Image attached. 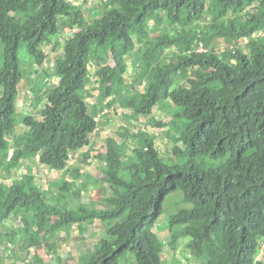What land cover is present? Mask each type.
<instances>
[{
    "label": "trees",
    "instance_id": "1",
    "mask_svg": "<svg viewBox=\"0 0 264 264\" xmlns=\"http://www.w3.org/2000/svg\"><path fill=\"white\" fill-rule=\"evenodd\" d=\"M84 1L0 0V239L34 249L33 264H45L44 237L68 227L84 233L98 220L104 235L76 264H164L156 226L165 199L180 191L191 206L168 216L169 248H185L202 264H264L257 258L264 240V0H104L92 18ZM164 21L174 33L161 28L148 40V27ZM47 44L63 47L50 59L51 73L33 80L39 116L18 115L19 49L42 68ZM200 44L206 51H196ZM134 52L143 58L136 77L143 89L126 93ZM92 70L99 82L90 89L110 98L105 105L86 99ZM49 76L57 83L39 91L38 80ZM114 99L128 125L148 117L172 140V156L161 157L155 136L127 128L124 140L111 135L92 155L98 115ZM160 106L168 113L162 119L152 115ZM77 152L103 164L95 185L105 183L108 195L100 205L73 204L93 187L87 181L36 183L39 168L77 177L70 162ZM18 167L26 171L17 174ZM12 218L20 223L7 227ZM49 241L59 260V243Z\"/></svg>",
    "mask_w": 264,
    "mask_h": 264
},
{
    "label": "rangeland",
    "instance_id": "2",
    "mask_svg": "<svg viewBox=\"0 0 264 264\" xmlns=\"http://www.w3.org/2000/svg\"><path fill=\"white\" fill-rule=\"evenodd\" d=\"M76 3L82 2V0H71ZM85 6L88 9V12H85V16L87 17H93L94 15L98 14V11H102L103 5H104V0H86L84 1ZM154 28L151 33L150 37L148 40L151 38L155 37L158 35V33L161 31V28H166L168 29L171 33H174L172 28L168 26V22L164 21L162 25H158L156 22L152 23L149 27ZM69 34V32H66L65 36L61 37V41L63 37H66ZM149 42V41H146ZM244 45L246 44L247 40L245 39ZM62 47L63 45L60 44L58 45L54 50H52L51 45L47 44L46 46L43 47L46 53H48V59L45 63V65L42 68H38L37 65H35L34 60H32V57L28 54L25 48H20L19 49V60L21 62L22 66V72L23 76L20 81V92L18 96V101L20 98H22L24 95L26 96L25 98L27 101L23 102V104H17V112L18 115L22 114H34V116L38 117L39 116V108L37 110H34L35 108L32 107V103L29 101L31 100L32 96V91L31 87L35 86V82L37 81V78H39V73L41 72L44 76L47 75L48 73H51V63L52 61L50 59H54L55 57H59L62 55ZM223 48V44L219 46ZM171 51V50H170ZM0 57H1V47H0ZM133 59H128V71L124 73V83L121 86V91L122 92H134L136 90H142L143 85H139L136 82V77L138 75V71L141 69L143 66V58L140 57L138 53H133L131 55ZM50 60V61H49ZM195 72V69H192L188 74L182 76L179 80L183 81L190 77V75H193ZM50 78L45 82L42 79L38 80L37 84V89L39 91H43L44 88L48 87L49 85H55L57 83V79L54 77L49 76ZM33 80L35 82L33 83ZM99 79L96 77L95 71L92 70L91 75L89 78H87V87H88V92L86 94V99L89 101V103H101L103 105L106 104L107 101H109L110 98H102L98 95V89L95 91L91 90L90 88H96L98 85ZM33 83V84H32ZM36 88V86H35ZM17 101V103H18ZM112 107H107L105 106L106 112L99 114L101 117L100 119V124L101 128L97 129L96 133L94 136H92L91 141H90V146L93 148V152L91 153L92 155H95L94 153V148L103 151L105 149V142L106 139L114 135L119 142L124 140L122 138V129L127 128L130 131H136L137 129L144 130L147 134H151L157 138L159 141V146L158 150L160 152V155L163 159H166L167 157L172 156V148L174 145V142L172 140H169L165 137H163L161 134H159L157 129H153V127L148 124V117H139L137 119H133L132 125L127 124V120L124 116H122V110L117 103V100L114 99L111 101ZM164 108L166 106L164 105ZM167 109V108H166ZM155 110L153 111L152 115L154 117H161L159 119H162L168 115L162 109V106L160 107H155ZM151 115V116H152ZM150 117V116H149ZM22 124H19L21 126ZM126 143L131 144L132 140L129 138L126 140ZM179 146L180 143H178ZM89 147V146H88ZM86 148V147H85ZM81 152V151H80ZM80 152H77L74 156L75 158H70V162L72 165L79 167L80 172L77 174V177L71 178L69 173L67 172H62L61 170L55 171V170H50L49 172L45 171L42 168H39L37 170L36 174V183L40 185L42 188L47 189L51 186L49 184L51 182L58 181L60 178L65 176V178L70 182L76 180L77 183H81L83 181H87L90 186L86 191L81 193L80 199H74L72 202L74 205H79L82 204L84 206H93V205H100L101 204V198L103 196H107L108 194V189L105 183H96V180H100L103 178V174L101 171V168H103V164L100 163V160L98 158L91 156L90 155V160L89 161H83L82 159V154ZM91 162V163H88ZM25 168L18 167L16 172L17 174H21L22 172H25ZM33 171V170H32ZM3 178L0 176V181H2ZM95 185V186H94ZM54 190V191H53ZM52 191L54 193L55 189L52 187ZM191 204L185 203L182 201V193L180 191H175L172 192L166 199L163 204V212L160 215L159 222L166 228V223H167V218L170 214H173L177 212L181 208L189 207ZM20 223V219L18 218H12L8 219L5 222V225L7 227L9 226H14L18 225ZM73 226V225H72ZM75 226V225H74ZM84 233H80L78 229H75V227H68V228H63L59 229L56 233L53 239H44V243L42 244L45 248L44 253H42V259L45 264H76V256L80 252H85L89 251L93 248L94 242L100 238L103 233V228L101 223L96 220L93 225H89ZM156 229L158 234L160 235V239L163 243V253H162V259L164 261V264H172L173 262L178 263V264H202L203 259L198 258L195 256H192L189 254V251L186 250L185 248L178 247L176 249L169 248L170 245L167 244L166 242L167 235L168 233L166 232V229L164 228H159V226H156ZM3 231V228L0 227V232ZM2 236L0 235V238ZM0 242V259L4 264H33L32 257L34 256V249H29V251H24L18 247V245L13 246V244L5 239L3 237ZM50 240V241H49ZM84 240V241H82ZM49 241L51 242H58L59 245L56 247V254L59 256V260L56 259L52 251L46 247V242ZM82 242L85 244L83 245ZM264 245V242H263ZM260 249V248H259ZM257 258L260 260H264V250L260 251L257 255ZM57 261V262H56Z\"/></svg>",
    "mask_w": 264,
    "mask_h": 264
},
{
    "label": "crops",
    "instance_id": "3",
    "mask_svg": "<svg viewBox=\"0 0 264 264\" xmlns=\"http://www.w3.org/2000/svg\"><path fill=\"white\" fill-rule=\"evenodd\" d=\"M31 96H32V94H31ZM25 97H26V96L24 95L22 98H20L17 104H20V105H21V104H23V102L27 101L28 98L26 99ZM29 101L31 102V100H29ZM22 115H26V114H22ZM0 176H1V175H0ZM162 228L166 229V232H167V228H165V227H162ZM263 242H264V240H263ZM263 242H262V243H263ZM262 243H261V244H262ZM263 250H264V245H263V247L261 248V251H263Z\"/></svg>",
    "mask_w": 264,
    "mask_h": 264
},
{
    "label": "built area",
    "instance_id": "4",
    "mask_svg": "<svg viewBox=\"0 0 264 264\" xmlns=\"http://www.w3.org/2000/svg\"><path fill=\"white\" fill-rule=\"evenodd\" d=\"M196 51L201 53V52L206 51V49L203 47L202 44H200V45L198 46V48L196 49ZM104 112H106V109L103 110V113H104ZM98 118H99V115H98Z\"/></svg>",
    "mask_w": 264,
    "mask_h": 264
},
{
    "label": "clouds",
    "instance_id": "5",
    "mask_svg": "<svg viewBox=\"0 0 264 264\" xmlns=\"http://www.w3.org/2000/svg\"><path fill=\"white\" fill-rule=\"evenodd\" d=\"M161 223L158 225L159 226V228H161ZM164 227V226H163ZM158 230V229H157ZM167 233L169 234V231H167ZM157 234H158V232H157ZM158 236L160 237V235L158 234ZM161 238V237H160ZM162 242V241H161ZM163 243H164V241H163Z\"/></svg>",
    "mask_w": 264,
    "mask_h": 264
}]
</instances>
